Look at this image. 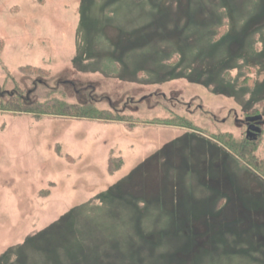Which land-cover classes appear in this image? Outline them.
I'll use <instances>...</instances> for the list:
<instances>
[{"label":"rangeland","instance_id":"374dc122","mask_svg":"<svg viewBox=\"0 0 264 264\" xmlns=\"http://www.w3.org/2000/svg\"><path fill=\"white\" fill-rule=\"evenodd\" d=\"M0 42L2 101L118 118L0 111V264H264V178L217 139L257 109L264 158V0H0Z\"/></svg>","mask_w":264,"mask_h":264},{"label":"trees","instance_id":"16d2710c","mask_svg":"<svg viewBox=\"0 0 264 264\" xmlns=\"http://www.w3.org/2000/svg\"><path fill=\"white\" fill-rule=\"evenodd\" d=\"M3 45L0 42V51ZM22 73H26L29 76L46 74V71L40 68L26 67L20 69ZM0 111L2 112H17L32 114L35 116L40 115H53L62 117H73L82 119H95L104 121H117L116 115L111 113H103L89 104H67L64 101L58 99H48L43 103L28 102L22 96L21 97H10L6 101H2L0 98ZM251 114H259L258 110H253ZM186 124L185 121L181 120ZM220 140L228 150L234 153L239 160L244 164L253 168L264 178V158H258L254 155V151L257 147L258 139L256 141H250L246 138L234 139L231 134L225 133L217 138ZM112 159L108 161V169L110 172L118 170L111 169Z\"/></svg>","mask_w":264,"mask_h":264},{"label":"flooded vegetation","instance_id":"af4514ba","mask_svg":"<svg viewBox=\"0 0 264 264\" xmlns=\"http://www.w3.org/2000/svg\"><path fill=\"white\" fill-rule=\"evenodd\" d=\"M252 113V112H251ZM255 116H258V114H249L247 116V118H251V117H255ZM261 120L259 122H254V123H251V122H245V125H246V130H245V137L246 139L248 140H256L257 136H259L261 134ZM250 127H257L259 129V132L257 134H251L248 132V130L250 129Z\"/></svg>","mask_w":264,"mask_h":264},{"label":"water","instance_id":"95a60500","mask_svg":"<svg viewBox=\"0 0 264 264\" xmlns=\"http://www.w3.org/2000/svg\"><path fill=\"white\" fill-rule=\"evenodd\" d=\"M260 120H261V117L258 115L255 117L247 118L246 122L256 123V122H259ZM248 132L251 134H257L259 132V129L257 127H250Z\"/></svg>","mask_w":264,"mask_h":264}]
</instances>
